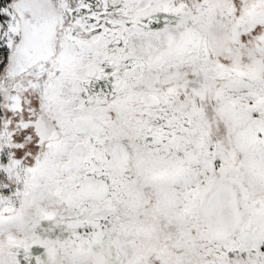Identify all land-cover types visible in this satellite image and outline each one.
I'll list each match as a JSON object with an SVG mask.
<instances>
[{
	"label": "snow or ice",
	"instance_id": "1",
	"mask_svg": "<svg viewBox=\"0 0 264 264\" xmlns=\"http://www.w3.org/2000/svg\"><path fill=\"white\" fill-rule=\"evenodd\" d=\"M0 264H264V0H0Z\"/></svg>",
	"mask_w": 264,
	"mask_h": 264
}]
</instances>
